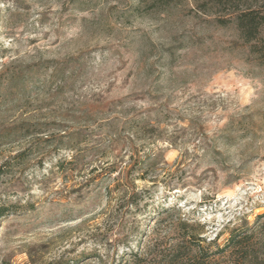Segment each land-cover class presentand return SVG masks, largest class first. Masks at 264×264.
<instances>
[{"label":"rangeland","instance_id":"374dc122","mask_svg":"<svg viewBox=\"0 0 264 264\" xmlns=\"http://www.w3.org/2000/svg\"><path fill=\"white\" fill-rule=\"evenodd\" d=\"M3 164L0 264H193L264 222V63L189 8L0 0Z\"/></svg>","mask_w":264,"mask_h":264},{"label":"trees","instance_id":"16d2710c","mask_svg":"<svg viewBox=\"0 0 264 264\" xmlns=\"http://www.w3.org/2000/svg\"><path fill=\"white\" fill-rule=\"evenodd\" d=\"M146 2L152 8L156 7L167 11L169 9L189 8L199 17H205L209 23L229 28L232 27L241 34L244 41L250 44L251 49L264 63V0H139ZM6 164L0 166V179ZM11 212L10 206L0 203V219ZM264 216V215H263ZM188 224H182V231ZM204 225H198L195 231H186L185 236L195 247H187V253L178 251L179 258L192 255L193 264H213L211 258L217 255H226L231 264H264V222L260 226L247 227L234 225L229 229V237L223 246H217L210 241L207 246H201L204 241L201 234ZM220 234L217 235V237ZM190 259V258H189ZM176 257L172 258V261ZM191 261V260H190Z\"/></svg>","mask_w":264,"mask_h":264}]
</instances>
